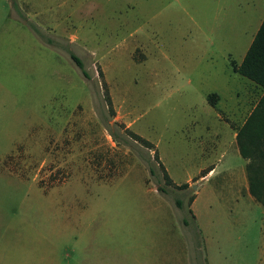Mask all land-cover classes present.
I'll return each instance as SVG.
<instances>
[{"label": "rangeland", "instance_id": "rangeland-1", "mask_svg": "<svg viewBox=\"0 0 264 264\" xmlns=\"http://www.w3.org/2000/svg\"><path fill=\"white\" fill-rule=\"evenodd\" d=\"M263 19L264 0H0V264H264L237 142L264 88L233 69Z\"/></svg>", "mask_w": 264, "mask_h": 264}, {"label": "trees", "instance_id": "trees-1", "mask_svg": "<svg viewBox=\"0 0 264 264\" xmlns=\"http://www.w3.org/2000/svg\"><path fill=\"white\" fill-rule=\"evenodd\" d=\"M33 29L38 32L37 27ZM40 34V33H39ZM70 57L74 63L80 68L82 74L88 77V72L85 69L83 61L70 52ZM234 71L240 73L242 76L250 79L251 81L261 85L264 88V19L250 44L242 62L239 65L233 64ZM101 74H103L101 72ZM217 94L213 93L208 96V101L211 105L216 104ZM105 102L112 116L115 115L112 98L106 88ZM128 134L135 140L142 142L145 146L155 149V145L141 135L126 129ZM114 138H117L114 133H111ZM238 148L241 156L248 160L246 170L249 180V186L254 194L264 204V93L259 102L245 121L244 125L237 133ZM153 159L158 162L164 179L167 184L177 186L178 188H185L187 183L176 185L170 177L166 167L161 162L157 150H154ZM151 172L154 168L150 166ZM164 191V189L161 188ZM180 203V202H179ZM193 214L192 209H189ZM194 216V215H193Z\"/></svg>", "mask_w": 264, "mask_h": 264}, {"label": "crops", "instance_id": "crops-1", "mask_svg": "<svg viewBox=\"0 0 264 264\" xmlns=\"http://www.w3.org/2000/svg\"><path fill=\"white\" fill-rule=\"evenodd\" d=\"M213 170H216V169H215V168H214V169H210V170H209V173L206 174V176H204L203 178H207V177H209L211 174H213V173H212Z\"/></svg>", "mask_w": 264, "mask_h": 264}]
</instances>
